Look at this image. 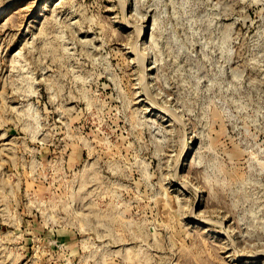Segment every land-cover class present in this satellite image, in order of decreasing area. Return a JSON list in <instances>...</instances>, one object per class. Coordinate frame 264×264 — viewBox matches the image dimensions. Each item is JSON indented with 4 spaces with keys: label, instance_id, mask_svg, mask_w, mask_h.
I'll return each instance as SVG.
<instances>
[{
    "label": "rangeland",
    "instance_id": "rangeland-1",
    "mask_svg": "<svg viewBox=\"0 0 264 264\" xmlns=\"http://www.w3.org/2000/svg\"><path fill=\"white\" fill-rule=\"evenodd\" d=\"M4 8L0 264H264V0Z\"/></svg>",
    "mask_w": 264,
    "mask_h": 264
},
{
    "label": "bare ground",
    "instance_id": "bare-ground-1",
    "mask_svg": "<svg viewBox=\"0 0 264 264\" xmlns=\"http://www.w3.org/2000/svg\"><path fill=\"white\" fill-rule=\"evenodd\" d=\"M8 8V7H7ZM7 8L1 9L0 10V16H2L5 12H7Z\"/></svg>",
    "mask_w": 264,
    "mask_h": 264
}]
</instances>
